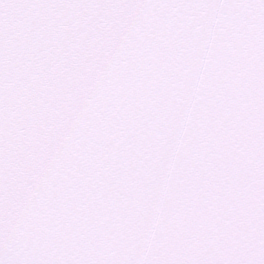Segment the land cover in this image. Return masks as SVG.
<instances>
[{
  "label": "snow or ice",
  "instance_id": "snow-or-ice-1",
  "mask_svg": "<svg viewBox=\"0 0 264 264\" xmlns=\"http://www.w3.org/2000/svg\"><path fill=\"white\" fill-rule=\"evenodd\" d=\"M0 264H264V0H0Z\"/></svg>",
  "mask_w": 264,
  "mask_h": 264
}]
</instances>
